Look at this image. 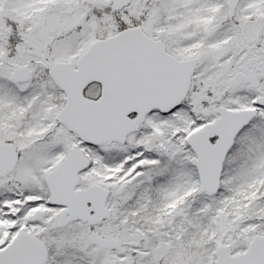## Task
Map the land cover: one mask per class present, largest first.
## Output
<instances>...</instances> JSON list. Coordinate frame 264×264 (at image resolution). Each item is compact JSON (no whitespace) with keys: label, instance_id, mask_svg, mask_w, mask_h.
I'll list each match as a JSON object with an SVG mask.
<instances>
[{"label":"snow or ice","instance_id":"obj_1","mask_svg":"<svg viewBox=\"0 0 264 264\" xmlns=\"http://www.w3.org/2000/svg\"><path fill=\"white\" fill-rule=\"evenodd\" d=\"M0 264H264V0H0Z\"/></svg>","mask_w":264,"mask_h":264}]
</instances>
